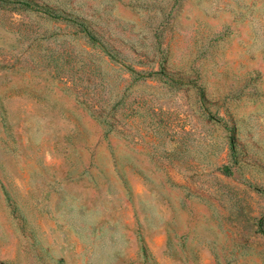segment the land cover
Listing matches in <instances>:
<instances>
[{"label":"rangeland","instance_id":"1","mask_svg":"<svg viewBox=\"0 0 264 264\" xmlns=\"http://www.w3.org/2000/svg\"><path fill=\"white\" fill-rule=\"evenodd\" d=\"M0 264H264V0H0Z\"/></svg>","mask_w":264,"mask_h":264}]
</instances>
